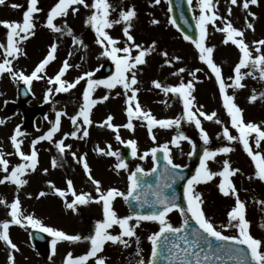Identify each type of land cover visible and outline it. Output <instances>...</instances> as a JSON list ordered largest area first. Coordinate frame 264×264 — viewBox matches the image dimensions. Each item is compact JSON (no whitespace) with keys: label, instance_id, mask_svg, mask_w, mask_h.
Instances as JSON below:
<instances>
[{"label":"rangeland","instance_id":"obj_1","mask_svg":"<svg viewBox=\"0 0 264 264\" xmlns=\"http://www.w3.org/2000/svg\"><path fill=\"white\" fill-rule=\"evenodd\" d=\"M6 9L0 6V22H20L23 21V14L29 6V0H5ZM58 2V0H38L37 7L44 13H34V32L27 39L20 41L19 48L23 54H19L12 62L14 71H23L30 74L36 67V58L38 54H42L53 44H64L62 51L64 56L66 51L72 53V57H76L77 61L74 66L68 70H72V77L66 82H73L86 72H92V79L106 80L110 76L102 75L101 70L104 65L111 62L109 58L102 55L104 48L96 43L97 36L90 25L85 23L86 18L92 14L94 9L85 8L83 5H72L66 16L57 17L54 23L64 29L61 32H55L47 27V15L50 9ZM112 9L110 10L109 19H120L121 10L127 11L134 8L136 16L142 20L141 26L137 29H129L130 34L134 37L133 42L127 41V37L123 33L125 25L121 23L114 24L110 29H105L110 36L118 40L116 47L123 48L129 46L132 48L131 55L135 56L138 50L133 44L141 45L142 49H152L146 56V63L138 65L136 71V79L138 83L133 87L138 89L137 99L144 111H150L151 115L156 119H176L181 118L180 126L177 128H161L154 126L151 134L148 130L147 121L133 117V129L124 127L128 123V115L124 112L128 108L127 96L131 95L128 91L117 85L113 89H107L103 85L94 88L91 98L100 101V98L108 96L107 100L97 102L92 108V123L84 125L82 117L78 118L77 124H73L71 117L77 115L83 105V92L87 87V77L80 80L74 88L67 92H56L57 84L49 83V78L55 77L62 67L63 61L50 64L40 80H33L31 85H27L33 92L34 97L27 106H22L18 101V87L22 81L13 79L8 73L0 75V120H4L0 124V152L4 154L3 158L9 161L8 172L3 171L0 166V179L10 174L11 169L21 163H25L22 158L16 154L10 137L14 134L15 129L19 126L22 136L18 139L22 141L21 151L30 154L32 151V142L43 136V132L51 129L55 124L56 112L52 110L54 103L62 99L66 101L61 113H65L67 120L70 122L67 134L69 137L63 141L67 146L63 154L59 155L60 167H52L46 160H43L40 151L42 141L39 140L35 144V150L38 154V163L35 170L26 171L21 179L27 180L22 186H17L6 181L0 184V198L11 204L14 199L19 198L21 210L24 215H33L42 221L45 226H51L64 231L66 234H79L81 237L94 234V228L97 221L103 219V203L96 202L101 193H106L110 188H116L127 195L130 181L128 177L137 167L143 169V174H151L154 171L155 161L152 158L150 150L152 148L161 149L162 145L167 144L169 154L173 164L186 166L191 162V154L194 142H203L200 129L195 126L194 122L187 121L184 113V103L180 95L174 93L169 94L168 99H156L150 96L154 90H162L156 88L153 81H158L163 86H178L181 82L187 84L193 82L194 89L191 90L190 98L192 101L193 111L199 109L205 113H216L213 120H207L198 117L201 120V126L209 137L208 143H205L206 149L215 151L222 147H229L232 151L228 153H219L214 159L206 161L207 167L212 172H220L223 168V162L227 160L230 169H238L233 176L230 177L236 189V195L229 194L225 196L219 190L218 185L221 183L222 177L219 175L213 177L207 182H202L195 186V191L199 192L204 201L202 207L206 216L216 226L217 230L224 235H237L238 230L235 227H224L228 224V212L235 207L236 196L245 204L246 219L250 222V233L262 241H264V187H262L260 179L255 180L256 171L255 164L251 157L244 150L239 140L229 141L223 135V129L228 128L232 136H239L238 131L232 127L231 118L223 104V96L219 89V82L215 74L207 66L206 63L199 59V50L191 40H185L184 36L177 30L172 23V14L169 7V0H108ZM91 6L93 0H86ZM215 5L214 11L221 17L215 22V25L209 23L207 25L206 46L214 47L212 57L214 62L221 68L222 78L226 84V92L228 95L234 96V103L242 109V116L245 123L253 122L264 129V79L260 78L259 70H253L251 67L242 68V73H251L245 75L241 83V88H235L233 84L235 78L234 68L239 62L241 52L238 49L237 54L230 56L224 48V40L226 34L218 31V28L224 26V21H231L232 25L243 32L253 57L256 55H264V46L259 53L256 48L248 43L246 29L247 23H254L259 17L258 13L252 9L243 8V0H237L238 11L227 8L228 0H213ZM16 5V7H13ZM27 6V8L25 7ZM72 8L77 11L73 12ZM191 8L197 18L200 15L199 0H191ZM231 9V14H229ZM253 13V15H249ZM132 19V20H133ZM158 21V23H153ZM2 23H0V26ZM134 26V25H132ZM67 28H71L72 35L67 34ZM6 35L0 34V43L7 46ZM61 35V37H60ZM81 40L83 43L74 44L73 38ZM239 38V37H238ZM264 39L260 36L259 40ZM63 41V42H62ZM245 41V40H244ZM153 42L155 45L153 46ZM32 50L34 47V55L32 51H25L27 46ZM67 45V49H66ZM62 49V48H61ZM167 53V56L163 55ZM58 54V50H57ZM122 53H118L121 55ZM36 55V56H35ZM41 56H38L40 58ZM58 57V56H57ZM160 58L159 65L156 60ZM179 57V59H175ZM11 59V57H9ZM4 59V50L0 49V62ZM168 61V62H166ZM72 62V63H73ZM183 69V71H180ZM198 70V71H197ZM195 72V77L190 73ZM115 73V72H114ZM130 75V74H129ZM231 78V79H230ZM24 84V83H23ZM52 89L51 93L48 92ZM208 91L210 95H204V91ZM255 94L256 100L250 101V97ZM47 96V99H46ZM69 96V97H67ZM158 105L156 104L158 101ZM24 107V109H23ZM36 107L42 109L41 115L36 118L33 125H25V116L28 109ZM127 112V111H126ZM5 115L7 118L5 120ZM113 117L111 123L119 126L114 130L106 126L107 117ZM219 120L220 123L216 121ZM64 122V121H63ZM87 129L88 136H83L84 129ZM79 129V130H77ZM76 131L77 135L73 137L72 132ZM178 132H185L187 140H179L178 145L171 143ZM120 136V140L116 136ZM155 137V140L152 139ZM136 141V157L133 162H124L127 168H117L115 164L119 163L116 156L104 155L109 150L118 152L123 157V147L127 145V141ZM123 141V142H122ZM250 147L254 152L259 151L264 154V141H261L259 148L255 144V134L249 137ZM103 149L104 151H99ZM145 152L148 155L144 159H140ZM75 153V157L73 156ZM99 154L97 160L90 158V155ZM57 162V161H56ZM87 163L92 179L99 181L100 192L96 191V185L89 179V173L85 171L84 163ZM57 168V169H56ZM45 169L47 171H45ZM68 181L72 182V187L77 195L88 193L92 199L87 204L77 205L75 210L66 207L67 203H71L75 197L72 191L68 189ZM55 189H61L66 195L61 197ZM43 192L45 195L40 196ZM56 197V201L60 200L61 204H54L51 196ZM6 204H0V222L11 219L8 215L10 209ZM112 206L119 217L134 215L126 204V200L122 196H117L112 201ZM183 217L179 211L174 210L167 215V220L173 225L181 224ZM91 223L92 226L83 231L81 228L84 222ZM236 222L233 221V224ZM135 224V221H130ZM160 225L157 221H140L139 226L135 228V235L127 238V246L124 244L106 242V248L101 253H97L96 257L89 258L85 264H96L99 258L105 259V264H138L143 259L145 264L151 259L152 244L148 239L150 235L159 231ZM34 228L20 227L18 225H10L9 235L13 243L18 246L19 251H14L4 242L0 241V264H11L8 257H14V264H64L69 252L73 257L86 254L90 249V242L81 240L77 242L59 241L52 250V239L49 235L48 248L39 250L31 240V231ZM113 235H118L121 231L118 225H113L108 230ZM84 232V233H83ZM139 253V254H137Z\"/></svg>","mask_w":264,"mask_h":264},{"label":"snow or ice","instance_id":"obj_2","mask_svg":"<svg viewBox=\"0 0 264 264\" xmlns=\"http://www.w3.org/2000/svg\"><path fill=\"white\" fill-rule=\"evenodd\" d=\"M5 0H0V5H3ZM160 0H156V3H159ZM191 3V0H189ZM258 3V0H243V8L248 9L249 5H255ZM38 0H29V6L27 10L23 14V21L20 22H10V21H2V23L7 31L6 41L7 46L3 43H0V49L4 50V59L0 62V75L4 73H8L13 79L22 81L25 85H31L33 80H40L42 78L41 73H44L46 66L55 59V52L57 45L53 43L50 46V49L45 56V58L40 61V63L35 67V69L30 74H25L23 71H14L12 67V62L17 58L19 54L22 53V49L18 47L20 41L27 39L30 35H33L32 31L35 27L33 22V14L39 12L41 9L37 7ZM232 5L237 4V0H231ZM72 5H83L85 8L91 7L95 11L92 12L90 16L86 18L85 23L90 25L91 28L95 31L97 40L96 43L101 45L104 48L102 55L109 57L116 65L115 73L110 76L106 80H94L92 79V72H86L80 77H78L73 82H65L61 78L64 76L65 72L71 67L67 60H65L60 68L59 72L53 78H49V83H55L58 87L55 89L56 92H67L69 89L74 88L76 84L80 82V80L87 79V87L83 92V105L80 108L77 115L71 117L73 124H77L78 118L82 117V122L84 125H89L92 123L90 119V112L92 107L97 102H102L103 100H107L108 96H104L100 98V101L91 98V94L95 87L103 85L107 89H113L117 85L122 86L125 89V94L130 91L131 95L127 96V115H128V123L124 125V127L128 129H133L132 119L133 117L138 119H143L147 121L148 130L151 134L152 128L154 126H160L161 128H171L176 126L179 128L181 118L176 119H156L151 115L150 111L142 110L138 99L137 92L138 89L133 87L138 83L136 79V69L138 65H144L146 63V56L152 49H142L141 45L133 44L138 50V53L135 56L131 55L132 48L129 46H124L123 48L116 47L118 44V40L109 35L105 29H110L114 24H119L124 22L126 25L123 28V33L127 37V41L133 42L134 37L130 34L129 29L132 27L131 21L136 16V12L134 8H129L127 11L121 10L118 20L109 19L110 10L112 9L111 4L108 0H93L91 6L86 3V0H58V2L50 9L47 15V27L55 32H61L64 29L58 27L54 20L60 16H66L68 14L69 8ZM16 7V5H13ZM199 8L200 15L197 18V28L199 29V39L192 40L190 36L185 35V40H192L195 44V47L199 50V59L207 64V66L211 69V71L215 74L217 81L219 82V89L223 96V104L225 109L227 110L228 115L231 118V125L235 128L239 136H232L228 128L225 127L223 129V135L229 140H239L244 150L251 157L252 161L255 164V168L257 169L255 175L260 180L264 181V154L256 151L250 147L249 137L254 133L255 134V144L256 147L259 148L261 141H264V129L261 128L260 125L247 122L245 123L242 116V109H240L234 103V96L228 95L226 92V84L222 78V70L221 68L214 62L212 53L214 51V47L206 46L205 40L207 37V25L212 23L215 25V22L219 19L216 12L214 11L215 5L213 0H199ZM171 10V9H169ZM73 12H76V8H72ZM229 14H231V9H229ZM249 15H253V13H249ZM153 23H158V21H153ZM174 24L175 21L173 20ZM248 29H253V24H246ZM226 34V38L224 43H228L231 41L234 45H236L240 52L241 58L239 62L235 65L234 72L235 78L233 81L232 87L241 88L244 85L241 83L245 75H250L251 73H242L241 69L246 67H251L253 70H259L260 78L264 79V55H256L253 57L252 51L249 49V45L245 43L243 39V32L237 28H235L231 21H224V26L217 29ZM254 30V29H253ZM67 34L72 35L71 28H67ZM239 37V38H237ZM74 44H81L82 41L73 38ZM256 47V52H260V46H264V39L254 42ZM155 42H153V46ZM118 53H122L118 55ZM70 55V54H69ZM163 55L167 56V53H163ZM11 57V59L9 58ZM175 59H179L176 57ZM168 62V61H166ZM183 71V69H180ZM198 71V70H197ZM130 74V75H129ZM193 77H195V72L190 73ZM231 79V78H230ZM156 88H161L165 93L171 92L174 94H178L182 97L184 103V113L187 121L194 122L195 126L200 129L202 139L205 143H208L209 137L207 133L203 130L201 126V120L198 117H203L207 120H213L216 117V113H205L197 109L193 111L192 101L194 97L190 98L191 90L194 89V85L192 81H189L187 84L181 82L178 86H163L158 81H153ZM52 89H49L48 92L51 93ZM264 96V93L261 94ZM256 95L253 94L250 97V101L256 100ZM47 99V96H46ZM62 113L57 112L56 121L53 127L43 136H40L38 140L32 142V151L30 154H25L21 151V143L22 141L18 139L19 136H22L19 126L14 131V134L10 137L11 143L16 150V154L19 155L25 163H21L11 169L10 174L5 175L3 179H0V184L5 183L6 181L11 182L15 185L22 186L27 183V180L21 179V177L29 170H35L38 163V154L35 150V144L39 140H52L53 135L59 130L60 126V117ZM113 117L109 115L105 122L106 126L112 128L114 130L118 129L119 126H115L111 123ZM5 121L0 120V124H3ZM220 123L219 120L216 121ZM79 130V129H77ZM67 135V134H66ZM73 137L77 135V132L74 131L71 133ZM83 136H88V131L85 128L83 131ZM117 140H120V136H116ZM152 139L155 140V137L152 136ZM187 140L188 137L185 136L182 132H178L177 137H174L171 143L177 144L179 140ZM123 142V141H122ZM132 148V155H136V141L129 140L126 142ZM57 149L61 154L64 153L65 148H70V145H65L63 141H60L56 144ZM161 149L164 153V160L166 161L165 169L168 174L172 177L173 181L175 179H183L184 177L179 173H176L172 170L179 169L180 165L173 164L172 159L169 154V149L167 144L162 145ZM159 149L152 148L150 150L152 154V158L156 160V154ZM99 151L103 152V149ZM232 151L229 147H222L216 149L215 151H209L205 149L204 155L201 158L200 166L196 169L195 175H193L190 179L187 180V184L184 187V197L187 201V207H181L177 202V197L173 194L172 196H168L163 191H157L155 193V199L153 203L161 206V210L158 212H152L149 214H136V215H128L119 217L116 211L112 206V201L117 196L124 197L125 200L128 197H134L139 202V206L143 207L144 204L149 201L147 198H142L139 195H135L136 190L142 186L141 179L138 177V173H143V169L137 167V169L130 174L128 177L130 181V186L125 195L123 192L116 188H110L106 193H101L99 199L96 202L103 203V219L99 220L95 224L94 234L89 236L81 237L79 234L69 235L64 231L56 229L51 226H45L42 221L38 218H35L33 215H24L21 210V203L19 198L13 200L11 204H6V201L0 198V204H6V206L10 209L8 215L11 217L10 221L6 220L0 222V241H4L10 249L14 251H19L18 246L12 242L9 235V227L10 225H18L20 227H31L34 229H39L42 232H46L53 237L52 239V250L55 253L56 245L59 241H72L77 242L81 240H86L90 242L89 251L77 257H73L72 253L69 252L64 261V264H85L86 261L91 257H96L97 253L102 252L103 246L106 242L121 243L127 246V241L123 239V237H132L135 235V228L139 226L140 221H157L160 225L159 231L153 233L148 237L152 244L151 250V259L148 260L147 264H156V258L160 255V245L161 240L165 246H167V252L169 253L168 258L179 261V264H211V260L213 256L219 258L218 253L225 249V245H218L214 250L212 248L211 241L209 237L215 238L217 241H226L231 242V247L227 248V255L229 259L235 261V264H264V241L255 238L250 233V222L246 219V209L245 204L240 201L239 197L236 196V204L228 212V224L224 227H235L238 230L237 235H224L221 231L217 230L216 226L212 223V221L206 216L203 210V199L199 192L195 191V186L202 182H207L211 180L213 177L219 175L222 177L221 183L218 185L219 190L225 196L230 193L236 195V189L234 184L232 183L230 177L233 176L238 169H230V164L227 160L223 162V168L220 172H212L208 169L206 161L214 159L219 153H228ZM105 155L116 156L119 160V163L116 165L117 168H127V164L124 162L123 157L120 156L118 152L107 151L104 152ZM148 155V152H145L140 159H144ZM4 154L0 152V166H2L3 171L8 172L9 161L3 158ZM75 157V153H73ZM53 166L55 167L57 162L54 159L52 161ZM168 166H171L169 168ZM85 171L89 173V179H92L90 174V169L87 163H84ZM45 171H47L45 169ZM152 171H156L154 167ZM147 175V173H144ZM92 182L97 186L96 191L100 192L99 181L92 179ZM68 189L72 191L75 199L71 203H67L66 207L75 210V207L79 205H84L89 202L91 196L88 193H81L77 195L72 187V182L68 181ZM151 187V186H149ZM166 188H170L171 184L166 183L164 185ZM58 195L61 197L66 195V192L61 189H55ZM40 196L45 195V193L41 192ZM264 203V202H261ZM177 210L183 217V221L179 227H174L168 220V213ZM189 219L194 220L198 227L193 228L190 232L191 239L188 238V235H181L178 239L173 238L174 234L182 233L187 229L189 224ZM135 221V224H130V221ZM233 221L236 223L233 224ZM113 225H118L121 229L118 235L111 234L108 230L113 227ZM264 227V225H261ZM167 234V235H166ZM181 241L183 242L181 244ZM201 241H204L208 244V249L201 248ZM246 246V247H240ZM139 254V253H137ZM11 264H14V257L9 255L8 257ZM96 264H105L104 258H99L96 260ZM138 264H145V261L141 259Z\"/></svg>","mask_w":264,"mask_h":264},{"label":"water","instance_id":"obj_3","mask_svg":"<svg viewBox=\"0 0 264 264\" xmlns=\"http://www.w3.org/2000/svg\"><path fill=\"white\" fill-rule=\"evenodd\" d=\"M171 6L173 10V20L175 21V24L177 27L187 36H190L192 39H196L198 36V30L196 27V24L193 19V15L191 13V10L189 8V4L187 0H171ZM113 71V68L111 66H107L104 68L105 74H111ZM21 102L23 104L27 103L28 100L32 97L29 90L26 87H22L21 90ZM38 112L34 111L32 116L30 117V122L34 120V118L37 116ZM127 158L131 159L133 157L131 151L126 152ZM201 156V151H198V153L195 155V160L198 161ZM166 161L164 160V153L163 151H160L157 153V171L154 175L145 177L141 174L138 175V177L141 179L142 186L136 190L135 195H139L142 198H147L149 201L148 203L144 204L143 207L139 206V202L134 199V197H128L127 202L129 204L130 209L136 213V214H149L152 212H158L161 210V206L158 204L153 203L155 199V193L157 191H163L168 196H172L173 194L177 197L176 202L179 205L185 204V197H184V187L187 184V180L191 178L192 172L189 168H179L174 169L172 171L179 173L184 178L183 179H175L173 181L172 177L168 174V172L165 169ZM171 168V166H168ZM166 183H170L171 187L166 188L164 185ZM151 186V187H149ZM198 227L195 222H189L187 229L178 234H174L173 238L178 239L181 235H188V238L191 239L190 232L193 228ZM167 235V234H166ZM34 242L35 244L41 248L44 249L47 246V240L45 237L39 233H34ZM209 240L211 241L212 248L215 250L218 245H225V249L218 253L219 258L216 256L212 257L211 264H235V261L232 259H229L227 255V248L231 247V242L226 241H217L215 238L209 237ZM183 242L181 241V244ZM240 247H246V246H240ZM201 248L205 249L207 251L208 244L204 241H201ZM165 250L167 252V246H165L163 239L161 240L160 245V254L162 250ZM168 253V252H167ZM169 254V253H168ZM172 261H177L172 259ZM179 264V261H177ZM156 264H168L167 261H163L160 259V255L156 258Z\"/></svg>","mask_w":264,"mask_h":264},{"label":"bare ground","instance_id":"obj_4","mask_svg":"<svg viewBox=\"0 0 264 264\" xmlns=\"http://www.w3.org/2000/svg\"><path fill=\"white\" fill-rule=\"evenodd\" d=\"M6 3L7 2L5 1L4 4H3L4 9H6V6H5ZM25 7L27 8V6H25ZM227 8H232V9H234V11L235 10L238 11V4L232 5L231 4V0H228ZM249 8L252 9L253 11L257 12L258 13V17H259L254 23H252L254 30L253 29H246L248 43H251L252 44V47L256 48L257 45L254 42L255 41H258V39L260 38V36H264V0H258V3L255 4V5H251L250 4L249 5ZM41 12H42V10H40L38 13H41ZM42 13H44V11ZM141 23H142V20H141L140 17H137V18L133 19L131 21V24L134 25V26H132L130 29H132V28H135V29L139 28L141 26ZM122 24L125 25L124 22H122ZM7 31L8 30L6 29V27L2 24L0 26V34L1 35L3 33L7 34ZM60 37H61V35H60ZM244 40H245V42H247L245 38H244ZM20 44H21V42L19 43L18 47L20 46ZM56 45H57V48H56V52H55V59L52 60L46 66L45 69H47L50 64L56 62V60L57 61L60 60V62H62V61L64 62L65 60H67L68 63L71 65L70 68H72V65L73 66L75 65L73 61H77L76 60L77 58L76 57H72V53L71 52H68V51H66L65 52L66 54L61 57V55L64 52V51H62L63 48H64V44L61 45V42H60L59 44L56 43ZM223 46H224V48L226 49L227 53L230 56H234L235 54H237V50L239 49L231 41H229L228 43H224ZM25 47H26L25 51H27L28 53L32 51V56H33L34 55V47H33L32 50L28 47V45L25 46ZM49 49L50 48L48 47L45 50L44 53L37 55L36 58L38 59V62H36V66L40 63V61H42L45 58V56L47 55ZM66 49H67V45H66ZM57 50H58V54H57ZM260 50H262V47L261 46H260ZM262 51L264 52V50H262ZM38 56H41V57L38 58ZM158 62H160V58L159 57H158V59L156 60L155 63H157L159 65ZM159 67H161V65H159ZM73 73L74 72H72V70H67L65 72L64 76L61 79L66 82V81H68L72 77ZM204 95H210V93L206 90V91H204ZM150 96H152L153 98H156V99H164V98L168 99L169 94L165 93L162 90H154L153 93H150ZM67 97H69V96H67ZM66 102H67V100L66 101H63L62 99L58 100L56 104L54 103V105H53L54 107L52 108V110H55L56 114H57V112H60L61 113V109L64 107V104H66ZM159 103H162V102H160V100H159L156 104L158 105ZM126 111H127V108H125L124 112L127 113ZM67 113H68L67 110L65 111V113H62V115L60 117L59 130L53 135L52 140H43L42 141V144H41L42 145V148H41V151H40V155H41L42 159L43 160H46L48 162V164H50V166H52V167H54L53 166V163H52V161L54 159L57 161V164H56L55 167H60L59 166L60 165V163H59V155H60V153H59V150L56 147V144L59 143L60 141L66 140L69 137V135L67 134V131H68V128L70 126V122L65 123V121H69V119L67 120V117H66ZM6 118H7V115H5V120H6ZM54 118H56V115H55ZM66 129H67V131H66ZM48 131H49V129H47L46 131H44L43 132V135H45ZM99 157H100L99 154H95V155L94 154L93 155L91 154L90 155V158L93 159V160H97ZM117 164H115V167H116ZM255 180H259V178H255ZM260 182H261L262 187H264V181L260 180ZM51 197H52L51 200H52V202H54V204L56 202L59 205L61 204L60 200H57L56 201V197L55 196L52 195ZM91 226H92V224L91 223H87V221H86V222H84V225L81 226V228H83V231H84V230L89 229ZM127 238H128L127 236L123 237L124 240H127ZM106 246H107V243H105V245L103 246V248L105 249ZM124 248L126 249V246L125 245H124Z\"/></svg>","mask_w":264,"mask_h":264}]
</instances>
